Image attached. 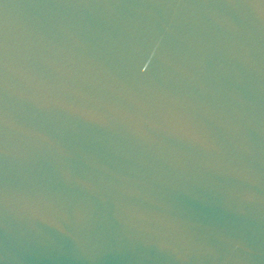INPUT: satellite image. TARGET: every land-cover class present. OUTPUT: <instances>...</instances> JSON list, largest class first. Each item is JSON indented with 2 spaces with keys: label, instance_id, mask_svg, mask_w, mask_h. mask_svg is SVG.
<instances>
[{
  "label": "water",
  "instance_id": "water-1",
  "mask_svg": "<svg viewBox=\"0 0 264 264\" xmlns=\"http://www.w3.org/2000/svg\"><path fill=\"white\" fill-rule=\"evenodd\" d=\"M0 264H264V0H0Z\"/></svg>",
  "mask_w": 264,
  "mask_h": 264
}]
</instances>
